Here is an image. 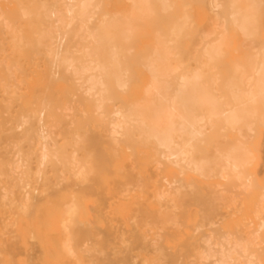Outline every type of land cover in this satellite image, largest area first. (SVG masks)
Instances as JSON below:
<instances>
[{"label":"bare ground","instance_id":"obj_1","mask_svg":"<svg viewBox=\"0 0 264 264\" xmlns=\"http://www.w3.org/2000/svg\"><path fill=\"white\" fill-rule=\"evenodd\" d=\"M183 7V0H0V264H264L252 257V241L244 243L252 252L234 256L238 231L232 244L221 233L213 252L190 218L204 205L198 178L206 198L219 185H254L242 174L251 160L242 140L264 126V60L252 68L253 83L248 75L251 89L240 91L244 77L212 70L225 62V32L214 34L223 25L205 16L214 32L198 34L216 41L206 37L209 49L200 45L192 58L189 48L201 42ZM251 13L244 19L256 27ZM218 193L216 203L202 201L208 210L232 208ZM88 210L96 226L81 220Z\"/></svg>","mask_w":264,"mask_h":264},{"label":"rangeland","instance_id":"obj_2","mask_svg":"<svg viewBox=\"0 0 264 264\" xmlns=\"http://www.w3.org/2000/svg\"><path fill=\"white\" fill-rule=\"evenodd\" d=\"M221 0H218L217 1V3L215 4V2H216V0H215V2H213V0L212 1H210V0H183V2L185 3V8L183 7L182 8V11H183V15H185V16H187L188 17V19H189V22H190V24H191V26L193 27V32L195 33V34H198V33H203V30L205 31L206 29H209V31L211 30L210 28L211 27H208L209 25H208V23L212 26L213 24V26H215V24L216 25H219V27L218 28H221L222 27V25H223V28H221L222 30H223V32L220 30V31H218L217 33H214L215 35L217 34H219V33H224V38H225V41L227 42V46H222L221 47V49L222 50H224L225 52H224V54L222 55L223 56V58H224V60H225V62H222V63H218V64H215V66L213 65V67H212V70H214V71H217L218 69H224V68H227L228 69V71H229V73L230 74H233V75H237V76H239L240 78L241 77H244V78H241V80H242V82L244 83H242V85H240L239 86V89H240V91H242V92H246V90H250L251 89V87H249V88H247L246 86H247V84H249L250 86H252L251 85V83H253L252 81V78L255 76V74H256V70H253L254 69V64H255V68H257V66H259L260 67V64H262L261 66V70L263 71V73H264V53H262L263 51H264V0H239V1H237V0H235V2H236V5H235V3H234V1L233 0H225V2H221V3H218V2H220ZM231 1H233V3H234V9L233 8H231L232 10H230L228 7H227V5H229V2H230V4H231ZM244 1V2H243ZM255 1V2H254ZM211 2V3H210ZM246 2V3H245ZM251 2V3H250ZM205 3V4H204ZM254 3L256 4V5H254ZM208 4H210V5H208ZM211 4H215V5H217L216 6V11L219 13V11L221 12L220 13V15L222 16V14H223V11H224V9H225V11H226V13H227V19L229 20V22L227 21V23H225V22H223L224 20H221V19H224V17L222 16V18H221V16H219V14L213 9L214 8V6L213 5H211ZM227 4V5H226ZM246 4V5H245ZM258 4V5H257ZM187 5V6H186ZM189 5V6H188ZM206 5V6H205ZM224 5V6H223ZM260 5V6H259ZM211 6H213V8H211V9H213V12H211L210 13V11H212L211 9H210V7ZM223 6V7H222ZM231 6V5H230ZM247 6V7H246ZM257 6H259V7H257ZM238 8V9H237ZM256 8L258 9V10H256ZM208 9V10H207ZM231 11H229V10ZM237 9V10H236ZM246 9H248V10H246ZM219 10V11H218ZM235 10V11H234ZM250 10H254L252 13H251V11ZM214 11H215V13H217V14H215L214 13ZM197 12V13H196ZM200 12H203V13H200ZM209 12V13H208ZM229 12L230 13H233V14H236V16L239 18V20H244V21H246V23H244V26H245V28L244 27H241V25L240 24H235V23H233L232 21H231V19H230V17L232 18V14H230V17H229ZM256 13V17H255V19H256V21H257V23H256V27L255 26H250V23L253 25V23H252V21H254V20H250V21H247V19H244L246 16H248L250 13L251 14H253V13ZM240 13V14H239ZM212 17H211V16ZM240 15V16H239ZM242 15V16H241ZM254 15V14H253ZM198 16V17H197ZM205 16H208V20H209V22L207 23V22H205V21H208L207 19H206V17ZM210 16V17H209ZM197 19H196V18ZM229 17V18H228ZM252 17V16H251ZM250 17V18H251ZM213 18V19H212ZM247 18H249V17H247ZM249 18V19H250ZM248 19V20H249ZM211 20H213L212 21V23H210L211 22ZM217 20V21H216ZM192 22V23H191ZM216 22V23H215ZM235 24V25H234ZM247 24H248V26H247ZM221 25V26H220ZM234 25V26H233ZM212 26V27H213ZM214 28H216V27H214ZM240 28H243L244 29V31L246 30V32H248V34H249V32H250V34H253V32H255L256 31V29H257V31L255 32V33H257V34H255V35H251V37H250V35H249V37H247V38H245V36H242V33H243V29L242 30H240ZM254 28V29H253ZM256 28V29H255ZM252 29V30H251ZM202 30V31H201ZM253 30H255V31H253ZM199 31V32H198ZM208 31V30H207ZM241 31H242V33H241ZM211 32H214L213 30H211ZM246 32H244L243 34H245ZM252 32V33H251ZM200 34H198V37H199V40H200V42H201V44H199V45H197V46H194V48L193 47H191V48H189V50H191L190 51V53H189V56H190V54H191V56L190 57H192V58H197V57H195L196 55L197 56H199L200 57V55L202 54L201 52L203 51V49H205V48H207V47H205V48H203L204 46H203V44H205V42H204V40H206V37H208V36H210V41H209V39L208 40H206V42L207 41H209L208 42V44L211 42V40H213V42H215L216 40H215V38H214V35H213V37H211L212 36V34L213 33H206V34H210V35H207L206 37L204 36L205 35V32L203 33L204 35H202V38H201V36H200ZM247 34V35H248ZM216 35V36H217ZM215 36V37H216ZM202 39V41H201V39ZM248 39V40H247ZM246 42H245V41ZM244 41V42H243ZM251 41V42H250ZM204 42V43H203ZM203 43V44H202ZM252 43V44H251ZM258 43V44H257ZM213 44V43H212ZM201 45V47L203 48V49H201V47H199ZM250 45V46H249ZM261 45V46H260ZM207 46V45H206ZM210 46V48H211V44L210 45H208V47ZM254 46H255V48H254ZM262 46H263V51H261L260 49L262 48ZM196 47H198V48H196ZM246 47H248V48H246ZM200 49H201V51H200ZM207 49H209V48H207ZM253 49H254V51H253ZM258 49V50H257ZM200 51V53H197V51ZM253 51V52H252ZM260 51H261V53L262 54H260ZM196 52V53H195ZM255 52V53H254ZM200 54V55H199ZM256 54L258 55L257 56V58H256V61L254 60L255 59V56H256ZM195 55V56H194ZM204 55V54H203ZM260 55L263 57V59H262V57H260ZM203 57V56H202ZM201 57V58H202ZM251 57H253V58H251ZM260 59H262L260 62H259V60ZM263 61V62H262ZM262 62V63H261ZM260 63V64H259ZM204 64V63H203ZM237 64V65H236ZM250 64V65H249ZM198 65H199V63H198ZM200 65H202V64H200ZM205 65V64H204ZM235 65H236V67H238L239 69L238 70H236L235 69ZM241 66H242V68H241ZM252 66V67H251ZM253 68V69H252ZM263 68V69H262ZM236 71H235V70ZM242 69V70H241ZM239 70H241V71H239ZM243 71V73H245V75H243L241 72ZM261 71V72H262ZM250 72H252V73H250ZM242 74V76H240ZM252 74V75H251ZM248 75H250L251 76V83L250 82H248V79H250V77L248 76ZM253 76V77H252ZM246 77H248L247 79H245ZM247 80V82L248 83H245V81ZM245 87V88H244ZM246 94V93H245ZM263 111V112H262ZM261 113H264V107H263V109L260 111ZM260 113V114H261ZM264 115V114H263ZM258 124V123H257ZM257 124H255V126L253 127V134H252V136L250 135L251 133H252V129H251V133L249 134V135H247L246 133L247 132H245V130H247V129H245L243 132L248 136V137H251L250 138V140H242V138H241V140L244 142H246V144H245V142H244V146L245 147H247L248 149H249V152L248 153H250L249 154V156H247V162L249 161V165H247V166H244L243 167V169H242V174L244 173V172H246L245 174L246 175H249L250 177H248V178H246V179H248V181L249 182H253V184L256 186H254V185H252L249 189H248V187H243L242 185L240 186V187H242V188H239L238 186L240 185H237L238 183H231V184H234L233 186L235 187V188H230L228 191H225V189H223V185L221 186V185H219V186H221V188L218 186V188H220V189H218L217 188V186H216V190L214 191L215 192V194L216 193H218V192H216L217 190L219 191V193H222V191L225 193H223V194H219V196L221 195V198H222V195H225V196H227V199L229 198V197H231V198H229L230 200H232V201H230V202H228L227 200V203L229 204V206H233L232 208H233V210H232V208L231 207H228V208H226L225 206L223 207V205H224V201H222V200H219V206H220V204H222L219 208V210H217V211H211V210H208V208L205 206V203L204 202H206L205 200L207 199V198H209V199H212L213 200V196L215 195H211L212 196V198L211 197H209V195H208V197L206 198V196H205V190L203 189V187H204V183H203V181H202V179L201 178H198L197 180H196V185H197V188H198V190H199V197H201L200 199H201V202L199 203L198 202V204L200 205L201 203H203L204 205H202L201 204V206H198V205H196V206H193L192 208H191V221L193 222V223H197L198 222V230H199V232H198V230L196 231L204 240H206V242H209V243H211V244H213V252L215 251V247H216V245H215V247H214V244H216V243H220V242H223V240H221V239H223V237H224V242H225V238H226V241L228 242V243H230V244H232L233 242H234V240L238 237V236H240V237H238L237 239L239 240V242H240V244L239 245H241V251H240V249H238L237 251H239V253L236 251V252H234L235 254H234V256H236V257H239L240 258V255H242V254H240V252H242L243 251V249H245L247 252H249L251 249L250 248H248V247H246V246H249V245H251V241H252V245L253 246H257V248L256 247H254V250H253V254H254V251H255V255H252V257L254 258V259H258V260H260V261H262V262H264V228H262V226H261V224H260V226L261 227H259L258 228V226H259V223L261 222H264L263 221V219H264V213H263V211H264V130H263V125H264V123L262 122V124H261V122L259 123V124H261L263 127H261V126H259V125H257ZM250 130V129H249ZM243 133V134H244ZM244 134V135H245ZM244 135H242V136H244ZM246 135L244 136V138H246V139H249V138H247L246 137ZM248 153H247V155H248ZM245 175V176H246ZM244 176V177H245ZM251 178V179H250ZM252 178L254 179L253 181H252ZM242 179H243V177H242ZM251 180V181H250ZM210 182H213V183H215V182H217V180L215 179V178H210V180H209ZM242 181V180H241ZM247 181V180H246ZM245 181V186H246V184H247V186H248V182H246ZM234 182H238V181H234ZM239 183H241L240 181H239ZM242 184V183H241ZM250 184V183H249ZM203 185V186H202ZM237 185V186H236ZM233 186H231V187H233ZM230 187V186H229ZM205 188V187H204ZM232 189V190H231ZM237 191H236V190ZM243 190V192H244V195H242L243 194V192H240L239 190ZM220 190H222L221 192H220ZM230 191V192H229ZM232 191V192H231ZM228 192V193H227ZM235 192V193H234ZM246 194V195H245ZM234 195H236V197L234 196ZM261 196V197H260ZM215 199H217L218 200V198H220V197H218L217 198V194H216V197H214ZM242 198V199H241ZM262 199V200H259V199ZM209 199H207V200H209ZM215 199L213 200V201H215ZM217 200L215 201V203L217 202ZM224 200V199H223ZM234 200V201H233ZM259 200V201H258ZM202 201H204V202H202ZM208 202V201H207ZM221 202V203H220ZM234 202H235V204H234ZM226 203V202H225ZM226 205V204H225ZM259 205H260V207H261V209H260V207H259ZM226 206H228V205H226ZM235 206L236 207H238V208H235ZM199 207V208H198ZM202 207V209H201V212L203 211L204 213H206L205 211H207L208 213L210 212V214H208V213H206V214H208V215H206V214H204L203 213V215L204 216H206V217H210V219H205L204 218V216H203V220H205L206 222L208 221V220H210V221H213V226H212V224H210L209 222H207V224L208 225H210L209 227H208V225L202 220V213L200 212V208ZM205 207V208H204ZM257 207V208H256ZM207 208V209H206ZM259 208V209H258ZM263 209V210H262ZM234 210H236V211H234ZM219 211V212H218ZM250 211V212H249ZM237 212V213H236ZM256 212H258V214H263L262 216V220L261 219H258V217H255V216H253V215H256ZM199 213V214H198ZM212 213H214V214H212ZM217 213V214H216ZM221 213V214H220ZM216 214V215H215ZM220 214V215H219ZM222 214H223V216H222ZM215 216V219H216V222H215V219H214V216ZM216 216H218V220H217V217ZM222 217V219L220 220L219 219V217ZM198 217L199 218H201V220H199L198 219ZM220 217V218H221ZM224 217V218H223ZM243 217V218H242ZM80 218H81V220L83 221V222H86V223H88V224H90V225H92V226H96L97 224H98V217H97V215L94 213V212H90V210H88V211H86V212H81L80 213ZM242 218V219H241ZM254 218V219H253ZM212 219V220H211ZM259 220H260V222H259ZM200 221H201V223H202V221L204 222V224L202 223V227H201V223H200ZM248 223V224H245V223ZM212 223V222H211ZM216 223V224H215ZM250 223V224H249ZM214 224H215V226H214ZM235 224V225H234ZM251 224H252V226H251ZM203 225H204V227H203ZM205 225H207V227L205 226ZM218 226V228H217V226ZM239 225H241V226H239ZM244 225V226H243ZM246 225V226H245ZM250 225V226H249ZM235 226V227H234ZM236 226H237V228H236ZM239 226V227H238ZM199 227L201 228V229H199ZM248 227H249V229H248ZM253 228V229H251L252 230V232L251 233H249L251 230H250V228ZM264 227V226H263ZM209 228V229H208ZM255 228V229H254ZM259 229H261V230H259V232H258V230ZM207 230V231H206ZM248 230H250V231H248ZM211 231H213V233L215 234H219V237H220V239H219V237H218V235H216V239L214 238L215 237V235L213 236V237H210L211 236V234H206V233H208V232H210L211 233ZM229 233H227V232ZM238 231L240 234H238V236L236 237V238H234L235 236V234H236V232ZM255 231H257V235H256V232ZM237 232V233H238ZM253 232H255V233H253ZM212 233V234H213ZM221 233L222 234H225L226 233V235H221ZM242 233V234H241ZM205 235H208V237L207 236H205ZM223 236V237H221V236ZM229 235H230V237H229ZM260 235H261V240H259V238H260ZM232 236V237H231ZM253 236V237H252ZM259 238H258V237ZM207 237V239H205ZM214 238V242H212L213 239ZM248 238H250V239H248ZM209 239V240H208ZM236 239V240H237ZM243 239H246V241L245 240H243ZM247 239H248V242H247ZM208 240V241H207ZM217 240V241H216ZM253 240H254V242H253ZM241 242H242V244H241ZM246 243H250L249 245L248 244H246V246H244ZM253 246H251L252 248H253ZM258 246L259 247H261L259 250H258ZM239 248V247H238ZM246 248H248V250L246 249ZM255 248L258 250L257 252H256V250H255ZM251 252H252V250H251ZM237 253V254H236ZM244 253V252H243ZM238 254H240V255H238ZM247 254V253H246ZM258 254V255H257ZM232 255H233V253H232ZM257 255V256H256ZM243 257H244V255H242ZM248 255H246L245 257H247ZM259 256V257H258ZM214 257H216V255L214 256Z\"/></svg>","mask_w":264,"mask_h":264}]
</instances>
